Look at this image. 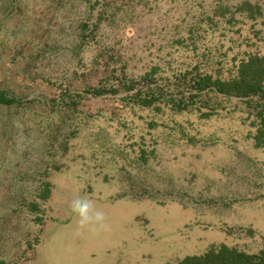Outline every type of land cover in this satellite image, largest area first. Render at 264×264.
I'll use <instances>...</instances> for the list:
<instances>
[{"label": "rangeland", "instance_id": "374dc122", "mask_svg": "<svg viewBox=\"0 0 264 264\" xmlns=\"http://www.w3.org/2000/svg\"><path fill=\"white\" fill-rule=\"evenodd\" d=\"M245 1L263 14L236 11ZM245 52L264 55V0H0V90L23 99L0 105V260L177 264L222 243L259 250L264 138L244 99L218 95L203 117L83 91L106 60L166 76L210 59L227 75ZM79 70L82 84L70 82ZM64 88L84 98L73 108L39 102ZM13 196L36 198L41 212ZM77 196L106 213V230L78 231Z\"/></svg>", "mask_w": 264, "mask_h": 264}, {"label": "trees", "instance_id": "16d2710c", "mask_svg": "<svg viewBox=\"0 0 264 264\" xmlns=\"http://www.w3.org/2000/svg\"><path fill=\"white\" fill-rule=\"evenodd\" d=\"M247 5L256 8L259 15L263 14L260 6L253 5L249 1L239 4L236 11H246ZM222 8L221 6L216 11L218 15L225 14L221 11ZM226 9L229 10V6H226ZM83 31L84 34L81 38L83 43H86L89 34H86L84 29ZM102 58L103 55H97L94 58L97 60V65L101 63ZM210 62L208 59L203 66L198 62L191 67L176 68L166 76L159 74L160 69L156 67L133 76L125 68L119 69L112 65L111 61L106 60L105 66H102L99 71H95L93 79L97 80H95L94 86L86 87L83 91L94 95H102L108 92L125 93L126 95L122 96V101L126 105L161 109L170 106L172 110L177 112L194 109L202 112L201 116L203 117H209L219 108V102L214 101L218 95L240 97L245 100L247 110L253 109L254 111L257 126L254 137L257 143L261 144L264 138V55L258 52L243 53L235 63L234 70L227 75L219 72ZM83 73H80L79 70L73 72L68 78L74 84H82L83 78L87 77ZM37 76L31 75L32 80L36 81ZM66 86L69 87L71 84ZM84 95L64 88L59 96L47 100L39 98V102H44L49 106L59 102L68 108H73L79 104ZM21 102L23 99L19 95L11 94L6 89L0 90V105L11 106L22 104ZM39 189L41 191L40 197L44 201L47 200L51 194V183L44 181ZM13 199L15 201L12 200V205L16 203L19 205L18 208L27 207L31 212H41L40 202L36 198L28 200L13 196ZM262 239V246L254 252L222 243L212 245L200 254L187 255L177 264H264V236ZM0 264L18 263H6L4 260H0Z\"/></svg>", "mask_w": 264, "mask_h": 264}, {"label": "clouds", "instance_id": "9594fccd", "mask_svg": "<svg viewBox=\"0 0 264 264\" xmlns=\"http://www.w3.org/2000/svg\"><path fill=\"white\" fill-rule=\"evenodd\" d=\"M71 212L77 217L79 230H106V213L87 197L77 196L71 202Z\"/></svg>", "mask_w": 264, "mask_h": 264}]
</instances>
